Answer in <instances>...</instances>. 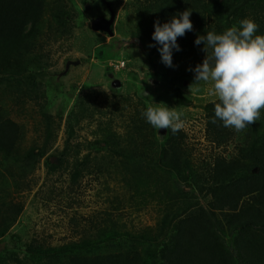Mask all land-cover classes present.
Listing matches in <instances>:
<instances>
[{
	"label": "trees",
	"instance_id": "trees-1",
	"mask_svg": "<svg viewBox=\"0 0 264 264\" xmlns=\"http://www.w3.org/2000/svg\"><path fill=\"white\" fill-rule=\"evenodd\" d=\"M132 6L137 22L133 36L152 41L154 22H170L173 16L191 9L193 30L177 38L180 48L190 53H205L203 43H194L197 36L208 31L220 34L233 25L239 27L244 18L253 19L259 26L257 34L264 35V0H134ZM67 14L62 0H0V241L18 223L22 211L12 200L13 186L7 176L14 180L15 190H23L27 186L23 179L34 171L37 160L46 157L55 142V122L40 104L44 90L37 78L44 75L49 65L45 61L49 57L45 38L53 36L56 41L66 35ZM47 15L55 24L45 19ZM213 15L220 21L207 27ZM46 28L52 36L46 34ZM96 55L102 56L101 50ZM28 102L41 108L44 139L40 145L23 149L26 128L12 117L16 112L11 104L25 106ZM214 106V102L206 106L209 142L227 148L237 135L243 139L235 145L234 154H219L213 163L201 165L204 168L194 165L182 131L173 134L169 129L164 143L157 147L147 144L144 137L131 142L126 139V144L115 136L94 142L121 159L116 172L124 175L128 191H133L141 201L150 196L151 170L156 175L157 190H165L166 175L181 178L185 172L193 174L202 169L198 179L205 197L210 199L208 209L193 210L176 218L169 235L165 233L173 214L168 203L158 225L140 232L115 223L109 214L106 218L95 217L88 220L89 228L83 230L79 240L60 246L32 240L22 245L25 260H14L18 264H264V111L259 121L236 132L219 120L212 123ZM78 113L77 122L86 116L87 110ZM74 117L73 112L67 117L69 137L60 152V164H47L57 170L69 165V157L74 153L71 176L75 184L88 167L91 154L79 160L82 147L76 145L74 151L71 146ZM146 160H152L157 171L145 169ZM9 258L0 256V264H7Z\"/></svg>",
	"mask_w": 264,
	"mask_h": 264
},
{
	"label": "rangeland",
	"instance_id": "rangeland-1",
	"mask_svg": "<svg viewBox=\"0 0 264 264\" xmlns=\"http://www.w3.org/2000/svg\"><path fill=\"white\" fill-rule=\"evenodd\" d=\"M62 2L68 12L64 21L67 32L55 41L48 28L45 29L52 36L45 38L49 53L45 61L49 65L44 75L37 78L44 90L40 104L55 122V142L46 157L37 160L34 171L23 179L27 184L23 190H15L14 180L6 175L13 186L12 200L22 207L18 223L0 241V256L10 257L7 264H18L16 257L25 260L22 245L32 240L53 246L79 240L83 230L89 228L88 220L95 217L106 218L109 214L115 223L140 232L158 225L168 203L173 214L165 233L169 235L173 233L176 218L193 210L208 209L210 199L205 197L198 179L202 169L193 174L185 172L181 178L166 175L165 190H157L156 175L151 170L157 171V166L152 160H146L144 168L151 170L147 184L150 196L141 201L133 191H128L124 175L116 172L121 159L113 157L108 149L94 145L95 140L109 136L119 138L122 143L144 137L151 147L163 144L169 129H156L142 116L151 101L163 102L184 113V127L180 131L185 134L186 147L195 166L204 168L201 165L213 163L219 154L229 157L243 139L237 135L227 148H218L207 139L206 106L216 98L209 95L211 84L195 82V73L190 70L203 62L206 53H190L183 47L180 51L173 49V67L166 66L158 51L161 45L150 38L141 40L133 36L137 24L134 0ZM112 13L116 14L114 37L93 30L98 17L110 18ZM45 19L55 24L50 15ZM208 20L207 27L211 28L220 21L216 15ZM98 50L102 56L96 55ZM117 63L125 66L116 68ZM11 106L16 112L12 117L26 128L22 148L40 145L45 122L40 106L34 102ZM81 110L87 113L77 122L76 115ZM71 112L75 113L71 146L74 151L76 145L82 147L79 160L91 154L88 167L75 184L71 176L74 153L69 157V165L57 170L47 164V161L60 164V152L69 137L66 121ZM224 239L229 241L227 237ZM163 242H160L162 248Z\"/></svg>",
	"mask_w": 264,
	"mask_h": 264
},
{
	"label": "clouds",
	"instance_id": "clouds-1",
	"mask_svg": "<svg viewBox=\"0 0 264 264\" xmlns=\"http://www.w3.org/2000/svg\"><path fill=\"white\" fill-rule=\"evenodd\" d=\"M191 13L185 9L170 22H154L152 39L161 45L158 51L168 67H173V49L180 51L177 38L193 30ZM258 27L253 19L244 18L239 27L233 25L220 34L208 31L194 41L196 45L203 43L206 55L190 70L195 73V82L211 84L209 95L216 98L212 123L219 120L236 132L259 121L264 110V35L257 34ZM142 116L154 128L171 129L173 134L184 127V113L163 102L151 101Z\"/></svg>",
	"mask_w": 264,
	"mask_h": 264
},
{
	"label": "water",
	"instance_id": "water-1",
	"mask_svg": "<svg viewBox=\"0 0 264 264\" xmlns=\"http://www.w3.org/2000/svg\"><path fill=\"white\" fill-rule=\"evenodd\" d=\"M116 22V14L112 13L110 18L98 17L92 26L93 30L96 32L107 33L111 38L114 37V24ZM116 86H119V83H116Z\"/></svg>",
	"mask_w": 264,
	"mask_h": 264
},
{
	"label": "built area",
	"instance_id": "built-area-1",
	"mask_svg": "<svg viewBox=\"0 0 264 264\" xmlns=\"http://www.w3.org/2000/svg\"><path fill=\"white\" fill-rule=\"evenodd\" d=\"M121 65H122V67H124V66H125V63H122V64H120V63H117L115 67H116V68H120V67H121Z\"/></svg>",
	"mask_w": 264,
	"mask_h": 264
}]
</instances>
